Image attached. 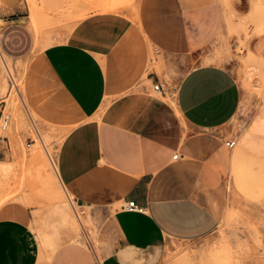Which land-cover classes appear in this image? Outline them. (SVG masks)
I'll return each mask as SVG.
<instances>
[{"label":"crops","instance_id":"obj_1","mask_svg":"<svg viewBox=\"0 0 264 264\" xmlns=\"http://www.w3.org/2000/svg\"><path fill=\"white\" fill-rule=\"evenodd\" d=\"M108 1L0 0V54L27 61L23 106L42 127L66 126L58 182L78 208L108 218L96 245L66 231L45 250L26 212L2 215L0 264H160L168 246L198 243L219 227L208 198L229 174L223 128L242 93L227 67L193 63L219 48L228 9L223 0H132L109 11L118 3ZM152 58L175 72L173 92L148 74ZM0 111L11 125L13 109L0 100ZM7 130L1 158L12 138L30 140ZM131 202L141 212L128 211Z\"/></svg>","mask_w":264,"mask_h":264},{"label":"rangeland","instance_id":"obj_2","mask_svg":"<svg viewBox=\"0 0 264 264\" xmlns=\"http://www.w3.org/2000/svg\"><path fill=\"white\" fill-rule=\"evenodd\" d=\"M115 3L116 8L109 11L127 8L132 0H109L107 6ZM223 3L228 9L227 29L219 39L220 46L211 59L193 63L223 65L241 87L239 109L223 128L235 142L230 149L229 174L217 199L208 198L220 224L203 241L168 246L160 264H264V0ZM235 4L246 13L237 14ZM43 47L35 45L33 50ZM26 67V60L10 61L0 56V100L6 103L7 111L13 109L14 117L8 134L15 129L32 140L12 138L9 154L0 157V216L26 212L29 226L45 250L52 249L66 231L96 245L98 230L108 218H95L88 209L78 208L59 184L56 151L66 126L46 121L42 127L26 102L23 106ZM150 73L174 91L178 78H171L175 72L162 61L152 58ZM9 81L14 88H9ZM142 83L152 89L146 76Z\"/></svg>","mask_w":264,"mask_h":264},{"label":"built area","instance_id":"obj_3","mask_svg":"<svg viewBox=\"0 0 264 264\" xmlns=\"http://www.w3.org/2000/svg\"><path fill=\"white\" fill-rule=\"evenodd\" d=\"M10 86H11V88L15 87L12 81L10 82ZM152 90L155 92H161L162 86L157 83L156 85H154L152 87ZM10 121H11V116L8 113H4V112L0 111V135L2 133H4L9 128ZM234 145H235V142L231 141V140L225 144V146L228 149H232L234 147ZM176 158H177V155H175L173 157V159H176ZM126 209L130 212H141V209H139L137 206H135V204L133 202L128 203L126 205Z\"/></svg>","mask_w":264,"mask_h":264},{"label":"bare ground","instance_id":"obj_4","mask_svg":"<svg viewBox=\"0 0 264 264\" xmlns=\"http://www.w3.org/2000/svg\"><path fill=\"white\" fill-rule=\"evenodd\" d=\"M111 8H116V7H111ZM111 8H108V9H111ZM108 9H107V10H108ZM114 10H115V9H113V11H114ZM0 56L3 57L1 54H0ZM4 58H5V57H4ZM64 132H65V131H64ZM65 133H66V132H65ZM63 136H64V135H63ZM60 142H61V140H60ZM212 264H214V263H212ZM216 264H217V263H216Z\"/></svg>","mask_w":264,"mask_h":264}]
</instances>
